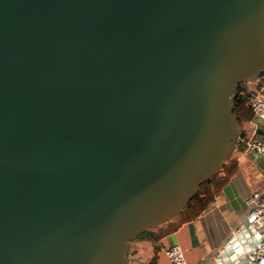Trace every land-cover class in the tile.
Instances as JSON below:
<instances>
[{"label": "water", "instance_id": "water-1", "mask_svg": "<svg viewBox=\"0 0 264 264\" xmlns=\"http://www.w3.org/2000/svg\"><path fill=\"white\" fill-rule=\"evenodd\" d=\"M264 92V0H0V264H132Z\"/></svg>", "mask_w": 264, "mask_h": 264}, {"label": "crops", "instance_id": "crops-1", "mask_svg": "<svg viewBox=\"0 0 264 264\" xmlns=\"http://www.w3.org/2000/svg\"><path fill=\"white\" fill-rule=\"evenodd\" d=\"M257 83L244 82L241 92L257 89ZM241 128L246 136L264 141V118L253 114L241 122ZM232 156L237 160L236 167L210 204L193 218L177 215L163 224L167 231L160 238L137 241L132 264H171L161 246L172 243H178L195 264H254L247 259L254 240L249 233L246 198L264 187V155L245 153L238 145Z\"/></svg>", "mask_w": 264, "mask_h": 264}, {"label": "built area", "instance_id": "built-area-1", "mask_svg": "<svg viewBox=\"0 0 264 264\" xmlns=\"http://www.w3.org/2000/svg\"><path fill=\"white\" fill-rule=\"evenodd\" d=\"M248 104L252 112L259 118H264V95L261 89H255L248 94ZM239 145L245 153L255 152L264 155V141L258 137H238ZM246 203L250 209L249 233L254 240L253 246L248 250L247 259L254 264H264V187L254 190L247 198ZM168 256L171 264H195L189 261L184 249L178 243L161 246ZM239 248L237 247V250Z\"/></svg>", "mask_w": 264, "mask_h": 264}, {"label": "trees", "instance_id": "trees-1", "mask_svg": "<svg viewBox=\"0 0 264 264\" xmlns=\"http://www.w3.org/2000/svg\"><path fill=\"white\" fill-rule=\"evenodd\" d=\"M243 83L240 84L236 95H235V110L238 115V118L240 120V128H241V122L246 119H250L253 115L252 109L250 105L248 104V94L249 92L242 93ZM255 90V89H254ZM238 146V145H237ZM236 158L231 156L229 159L225 161L224 166L222 169L217 171L214 175H212L209 179H207L205 182H203L200 186L199 192L190 200L189 204L181 211L179 216L184 215L187 218H193L197 214H199L204 208H206L210 202L214 199L215 195L219 192L222 185L225 184L227 179L229 178V175L234 171L235 169V162ZM231 166L230 169L227 167ZM225 172V174L222 175V172ZM172 217L167 222L161 223L156 225L153 228H150L146 232L140 234L135 240L127 242L129 245V253L128 256L130 257V260L132 262L131 254L134 252V244L141 240V239H151L156 240L160 238L167 230L163 227V224H168L173 219Z\"/></svg>", "mask_w": 264, "mask_h": 264}, {"label": "rangeland", "instance_id": "rangeland-1", "mask_svg": "<svg viewBox=\"0 0 264 264\" xmlns=\"http://www.w3.org/2000/svg\"><path fill=\"white\" fill-rule=\"evenodd\" d=\"M263 95H264V92H263Z\"/></svg>", "mask_w": 264, "mask_h": 264}]
</instances>
